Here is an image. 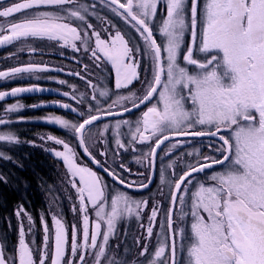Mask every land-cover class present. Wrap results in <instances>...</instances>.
Instances as JSON below:
<instances>
[{"label": "snow or ice", "instance_id": "snow-or-ice-1", "mask_svg": "<svg viewBox=\"0 0 264 264\" xmlns=\"http://www.w3.org/2000/svg\"><path fill=\"white\" fill-rule=\"evenodd\" d=\"M161 6L166 15L158 19ZM108 13L142 43L133 45ZM36 41L82 52L91 63L74 55L79 71L16 65L0 70V84L55 79L39 73L56 71L79 77L86 91L73 106L60 100L19 102L22 95L51 91L38 84L0 90L5 105L0 142H21L15 123L45 122L66 130V139L39 138L62 146L45 150L66 167L76 219L69 226L62 212L41 216V244L33 247L26 236L35 221L17 207V241L9 247L7 233L0 238V264H177L178 251H186V264H264V0H204L203 6L200 0H0V46H15L10 58L43 54ZM105 64L115 72L113 89L100 79ZM55 82L75 87L64 79ZM135 82L141 84L139 92L131 87ZM58 94L76 98V92ZM48 107H60L75 119L19 115ZM136 110L140 114L134 120L126 115ZM189 137L208 138V154L199 148L177 151L191 142L181 138ZM129 151L139 166L135 172L124 162ZM81 154L124 189L137 191L150 189L159 158V185L168 191L158 187L149 199L110 192L103 177L79 163ZM0 159L10 157L0 151ZM214 165L223 168L203 180L194 175ZM0 182L8 178L0 174ZM189 217L191 242L185 250ZM125 218H134L142 229L134 237V255L127 231L117 235ZM5 224L10 230L11 220Z\"/></svg>", "mask_w": 264, "mask_h": 264}, {"label": "trees", "instance_id": "trees-1", "mask_svg": "<svg viewBox=\"0 0 264 264\" xmlns=\"http://www.w3.org/2000/svg\"><path fill=\"white\" fill-rule=\"evenodd\" d=\"M7 2L8 0L5 1V3ZM122 32L126 36V38L132 42L133 45L137 44L136 42H133L132 34L130 32L128 33L125 30H123ZM35 44L44 48V50L47 52H52V50H55L57 52L64 51V53L67 55L80 56L81 59H83L86 63H91V61L87 59V56L82 52L73 53L65 49L50 48L47 47V45L49 44V42L47 41H36ZM13 49L14 48H12V46L7 47L0 54L1 57L5 54L4 52L9 53V51H12ZM104 68L106 70L103 72V75L100 76V79L103 81L106 87H108L109 89H113V73L106 65H104ZM144 68L145 64L142 63L141 68L139 69L141 73V79H143L145 75ZM95 71L99 73L100 70L95 69ZM62 78L68 81L70 85L75 86V90H73V92H76V96L78 98L80 93L86 91L87 86L79 78L72 76H63ZM33 83L34 81L31 80L29 84L31 85ZM18 84H21V81L13 80L10 83L0 84V90L20 86ZM131 87L134 91L136 90L137 92H139L141 84L140 82H135ZM69 88L72 89V87ZM17 99L24 105H31L36 103L37 101H44L47 99V97L43 95L29 94L21 96ZM12 102V100H8L6 103L10 105ZM4 106V104H0V108ZM67 113L68 112L66 111L58 110L55 108H41L37 110L21 111L19 115L29 118H38L44 117L45 115L54 114L61 115L64 118H68L70 120L75 119V115H69ZM127 115L130 119L134 120L139 115V110H136L133 113ZM108 120H112V118H109ZM99 123H101L102 125L103 122ZM13 129L20 137L21 142L19 144H8L6 142H0V151L4 152L7 156L10 157V159H0V174H3L8 178L7 183L0 182V238H2L6 232L9 247L15 245L17 241V219L14 215V210L18 206L22 205L27 213L33 217L35 221L33 235L38 239V241L41 238L40 218L41 216L47 217V208L49 204L58 206L59 212H62L66 224L70 223L71 218L69 209L65 202V193L67 186L65 184L63 164H61L59 161L54 159L50 154L46 153L42 149L24 142L33 140L36 135L41 133H49L59 138L66 139V131L45 122L15 123L13 125ZM185 139H188L191 142L185 144L183 148H180L177 151L185 152L188 148L194 151L195 149L199 148L200 151L208 154V149L206 147V145L208 144V138ZM159 155L160 151L158 152V157ZM123 157L124 162L128 163L133 172H135L137 170V167L139 166L132 159L133 153H131L130 151L124 152ZM158 161L159 158L157 159V174ZM221 167L223 166L220 165L218 167L207 170L204 173H198L196 174V177L203 180L205 179L207 172L218 171ZM98 172L100 176L103 177L104 181L109 185L111 190L125 191L129 194H132L134 197H142L143 195H145L148 198L150 195V191L156 181L155 178L153 180V184L150 186V189H144L142 191H130L121 188L118 184H116L112 179L107 177L102 172ZM206 182L209 183V180H207ZM7 219L11 220L12 227L10 230L5 224V220ZM117 227L120 229L121 235H123V233L126 231V221L124 219L119 221Z\"/></svg>", "mask_w": 264, "mask_h": 264}, {"label": "rangeland", "instance_id": "rangeland-1", "mask_svg": "<svg viewBox=\"0 0 264 264\" xmlns=\"http://www.w3.org/2000/svg\"><path fill=\"white\" fill-rule=\"evenodd\" d=\"M5 1H7V0H5ZM200 2H201V6H203L204 0H200ZM163 15H166V11L161 6L160 8H158V19H159L160 16H163ZM108 17H109V19H111L113 21V23H115L119 27V29L121 31L125 30L128 33L130 32L132 34L133 42H136L137 44H141L142 43L139 40L138 35L134 32V30H132L129 26L125 25L122 20H120L119 18H117L115 16H112L110 13H108ZM122 34H123V32H122ZM157 37H158V40H159L160 39L159 36H157ZM190 39H191L190 35H186V37H185L186 42H189ZM93 41H94V38H93ZM7 47H9V46H0V54ZM12 48H15V46H12ZM65 50H67V51L69 50V51L73 52L70 48L65 49ZM13 51H14V49L12 51H9V53L4 52L5 54L2 57L0 55V70H8L11 67L16 66V65L26 66L30 62L31 63H35V64H47L49 66L63 67L65 69V71H67L68 69H73V70H76V71L80 70L79 67L76 64V61L72 59L73 56L67 55V54H65V56H61L59 54L60 52H57L55 50H52V52H47V51L44 50L43 54L36 53V54H32L31 56H29L28 54H25V53H19L18 54V58L17 57L10 58L11 54L13 53ZM51 54H53V55H51ZM105 65L113 73V86H114V82H115L114 81V77H115L114 69H112L110 64H105ZM39 74L42 75V76H46V77H53L55 79H41L39 81H37L35 79H31V80L34 81L33 84H38V85L44 87L45 89H51V91H44V92L39 93L37 95L46 96L47 99L44 100L46 102H50V101H54V100H60V101H63V102L70 103L73 106H76L77 99H78L77 96L74 99V98L71 97V95L69 97H64V96L58 94V91L59 92H69L71 94L73 92V90H75V88L70 89L68 85H60V84L55 82V80L63 79L62 78L63 76H71V75H66L65 72H56V71H50V72L49 71H45V72H42V73H39ZM72 77H76V76H72ZM76 78H79V77H76ZM16 80L21 81V84H18L20 86H25V87L26 86H30L29 83H30L31 80H29V79H23V80L16 79ZM10 89L11 88H9L7 90H10ZM25 95H29V94H25ZM25 95H22V96H25ZM48 108H55V109H58V110L66 111V110H64V109H62L60 107H48ZM67 114L75 115V114L70 113V112H68ZM139 114H140V111H139ZM50 125H52V124H50ZM52 126H55V125H52ZM55 127L60 128L59 126H55ZM64 131H66V130H64ZM46 134H49V133H41V134L36 135L35 138L33 140H31L34 143H28V144L32 145V146H36V147L42 149L46 153L50 154L54 159H56L61 164H63L62 161L60 159L56 158L53 153H50V152L45 150V148H56L57 150H62V146H57V145L54 144V142H51V141L45 142V141L40 140L39 137L42 136V135H46ZM223 134L225 136H228V135H230V132L229 131H224ZM70 144H71V146L75 147V142H71L70 141ZM77 151H78V149H77ZM186 151H193V150L188 148ZM161 154L162 153H160V155ZM82 156L80 155V157H79V163L80 164H86L92 170L96 171L98 173V175L100 176V174L97 171V169L94 166H92L91 164H89L88 161L85 160V158H83ZM99 159H104V158L103 157H99ZM187 159L188 160H192L193 158L192 157H188ZM159 166H160V161H158V169H159ZM222 168L223 167H221L218 171H220ZM177 171H179V168L177 169ZM66 172H67L66 167L63 164V173H64V178H65V184L67 186L66 193H65V202L67 204V207L69 209V213H70V216H71L70 223L67 224V225L70 226L71 223L76 219V217L74 216L73 212L71 211V205H72V203L74 201L69 200L68 196L70 194H72L74 196L75 195V190L71 188L70 184H68L67 181H68L69 177L66 175ZM210 173H212V171L207 172L206 173V177ZM77 181H78V177H77ZM209 183H212V182L209 180ZM158 187H162L163 191H165V192L168 191V188H167L166 185L165 186H160L159 185V175L157 174L156 175V181H155V184H154L153 188L150 191V195L156 194L157 191H158ZM109 190H110V192L112 191L110 189V187H109ZM130 195L134 199H149V197H150V195H149L148 198L145 195H143L142 197H134L132 194H130ZM109 203H110V201H109ZM166 205H167V202L165 201V206ZM47 209H48L47 210V217H50L53 213H60L59 209H58V206H56L54 204L53 205L49 204ZM145 215H147V212L145 213ZM124 220L126 221L125 229H126V231L128 233L127 242H128L129 245H132V253L134 255L135 252H136V248H135L134 243H133L134 237L136 235H138V234H141L142 233V229L139 227V224L136 222V220L134 218H132V219L125 218ZM190 222H191L190 217L185 220V232H186V235H187V238L183 242V247H184L185 250L190 246V242H191ZM48 223H49V227L52 228L53 224H52V221L50 219L48 220ZM145 223H146V221H145ZM25 224L27 225V220H25ZM33 229H34V227H33ZM33 229H32V233L30 235L26 236V240L29 241V242L34 241L33 247H39L40 244H41V238L43 236V232L41 230V238L38 241V239L36 237H34V235H33ZM157 230H158V226H157V228H154V232L157 231ZM117 235H118V238L120 236H122L121 235V231H120V229L118 227H117ZM116 242H118V239L112 241V243H116ZM155 242H156V237L153 238V242L152 243L155 244ZM178 248H179V245H178ZM176 259H177V264H186V260H187L186 251H184V252L178 251Z\"/></svg>", "mask_w": 264, "mask_h": 264}, {"label": "water", "instance_id": "water-1", "mask_svg": "<svg viewBox=\"0 0 264 264\" xmlns=\"http://www.w3.org/2000/svg\"><path fill=\"white\" fill-rule=\"evenodd\" d=\"M126 115H127V114H126ZM107 119H109V118H107ZM189 138H192V137H189ZM181 139H185V138H181ZM192 139H202V138H192ZM79 150H80V152L82 153V149H79ZM158 152H159V150H158ZM83 157L88 161L89 164H91L92 166L96 167L98 171L102 172V173L105 174L107 177H109V176L107 175V173H105V172L103 171L102 168H99V167H97L95 164L91 163V161H89L87 157H85V156H83ZM218 166H220V165H214L213 168L218 167ZM211 169H212V168H211ZM207 170H210V169H206L205 171H207ZM197 174H198V173H197ZM194 175H196V174H194ZM109 178L112 179L111 177H109ZM116 184H117V183H116ZM118 185H119V184H118ZM119 186H120L121 188H123L122 185H119ZM127 190H130V191H137V190H135V189H131V188H129V189H127Z\"/></svg>", "mask_w": 264, "mask_h": 264}]
</instances>
